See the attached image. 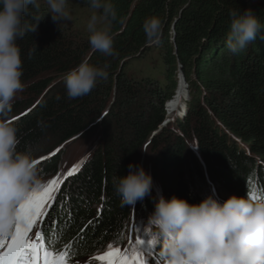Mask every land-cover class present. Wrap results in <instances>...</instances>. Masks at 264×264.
Masks as SVG:
<instances>
[{
    "label": "trees",
    "instance_id": "1",
    "mask_svg": "<svg viewBox=\"0 0 264 264\" xmlns=\"http://www.w3.org/2000/svg\"><path fill=\"white\" fill-rule=\"evenodd\" d=\"M72 1L89 9L86 0ZM112 3L118 15L113 57L93 52L84 29L83 33L68 25L60 29L51 13L33 35L27 33L18 41L25 84L18 94L28 96L15 100L11 113L19 128L18 151L39 148L34 155L40 160L62 150L40 163L43 174L53 175L70 141L97 134L103 142V150L99 147L83 172L63 187L53 211L59 227L50 241L75 260L95 257L109 244L124 245L134 208L121 206L112 178L126 176L128 165L138 164L145 145L153 149L160 191L168 199L175 195L199 203L208 185L244 197L252 190L253 178L264 184V169L254 162L264 163V40L257 39L235 55L226 46L230 10L251 8L264 22V0ZM40 4L39 9L30 8L27 20L34 23V16L46 14L44 0ZM150 18L161 22L154 38L144 28ZM212 26L218 35L199 51L200 40ZM152 54L161 58V78L147 75L143 68L130 69L133 61ZM85 58L93 64L108 63V79L88 95L70 100L62 78ZM180 66L192 89V102L176 132L163 124ZM231 138L248 147L251 158ZM191 141L195 151L187 144ZM217 197L225 200L221 194ZM154 204L155 198L145 197L135 204V212L151 211Z\"/></svg>",
    "mask_w": 264,
    "mask_h": 264
},
{
    "label": "clouds",
    "instance_id": "2",
    "mask_svg": "<svg viewBox=\"0 0 264 264\" xmlns=\"http://www.w3.org/2000/svg\"><path fill=\"white\" fill-rule=\"evenodd\" d=\"M43 17L26 19L30 8L39 9L40 0H0V231L10 232L16 210L32 191L46 181L34 155L39 148L18 151L19 128L11 119L17 94L25 84L21 47L27 33H35L48 13L61 29L73 20L70 0H44ZM90 15L86 23L88 44L93 52L105 57L116 55L113 26L118 21L112 0H86ZM226 46L239 54L257 39L264 40V22L251 8L231 9ZM157 18L145 21V32L154 38L160 31ZM37 46V45H36ZM108 63L93 64L88 58L70 68L63 76L68 99L88 95L109 76ZM114 193L121 206L134 208L153 190V177L140 164L128 165L126 176L112 178ZM145 231L152 246H158L160 264H264V198L250 195L229 196L223 202L215 192L199 203L158 194L147 217Z\"/></svg>",
    "mask_w": 264,
    "mask_h": 264
},
{
    "label": "rangeland",
    "instance_id": "3",
    "mask_svg": "<svg viewBox=\"0 0 264 264\" xmlns=\"http://www.w3.org/2000/svg\"><path fill=\"white\" fill-rule=\"evenodd\" d=\"M70 5L73 9V20L72 22H69L68 27L74 31H78L83 33V29L85 30L84 33H88L86 30V23L88 20V17L90 15V9H85L82 8L80 5H78L76 2L70 0ZM78 29V30H76ZM160 56L157 55H150L148 58L146 59H142V60H137V61H133L132 65L130 66V69H138L141 70L142 68L144 69L145 73L150 76H152L153 78H161L162 77V72L163 70H161L160 68L163 66L161 60H160ZM142 69V70H143ZM177 69V78L175 79V92H174V97L172 98V100L168 101L165 105L166 111H167V117H166V121L164 122L163 126L164 127H169V129H172L173 131H178L180 130V127H178V125L185 119L188 111H189V106L191 104V91L192 89L190 88L189 82L186 80L184 74H183V69L180 67H176ZM183 80V81H182ZM59 82V81H56ZM57 84V83H56ZM54 84H52L53 86ZM181 86V87H180ZM184 89L183 95H184V99L182 100L181 103V107H177L179 108L177 111H174L175 109L171 108V103L173 102L174 98L177 96L178 92ZM27 100L28 96L25 94H18L16 97V100ZM31 107V106H30ZM174 111V112H173ZM208 114L210 115V117L212 118L213 115L210 114V111H208ZM213 121V120H212ZM232 139V138H231ZM231 141H233L235 144L239 145L240 148H245L243 149L246 152V155H250L251 158V154L249 151V148L246 147L245 145H243L242 142H239L238 140H234L232 139ZM188 146L191 145L194 148H191L193 151H195V147L196 144L194 143V141H191V143H187ZM99 147L101 148L100 151L103 150V142H101L100 137L97 134H93L90 137H86V138H77L72 140V143L67 144V146L64 148V152H62L60 155V159H59V171L53 175L51 174H44V178L47 184L49 180L59 177L60 180L62 181V183L60 185H58V191L55 194V199L57 200L58 197L57 195L59 194V192H61V190L63 189V187L68 183L69 180L73 179V176L68 177L67 179H65L66 173L72 169V167L79 163L81 160H83V164L81 165L80 169L78 172H76L74 175L76 174H80L81 172H83L84 167L86 166L87 163H89L91 161V158L94 154V152L99 149ZM247 148V149H246ZM144 152L141 154L138 164L142 165L146 171L150 172L152 177H153V190L152 193L147 196V198L151 199V198H157L158 194H161L160 191V180L158 177V171H157V166H156V158H155V154L153 152V149L149 148L148 146H144ZM47 153V152H46ZM46 153H43L42 155H46ZM41 159V158H39ZM253 160V159H252ZM255 160V159H254ZM256 162V166H262L264 169V163H260V160L258 161L257 159L254 161ZM41 164H38L37 166L39 167ZM40 168V167H39ZM256 178V177H255ZM254 178V179H255ZM213 192H215L216 196L221 194V197H223L225 200L231 196L230 193L222 191V193H220L216 188H214L212 185H208V188L205 190V188H203V192H202V196L205 198L206 196H208L209 194H212ZM51 203V202H50ZM57 203V202H56ZM152 212L151 211H147L145 213H136L135 212V206L134 209L132 210V214H131V220L129 222V229H128V233L130 234V236L128 237L127 240H130V238L134 239L136 236H138L139 234H143L144 236H148V234L145 231V227H146V223H147V217L148 215ZM149 237V236H148ZM150 239V237H149ZM118 248V247H115ZM125 248V247H124Z\"/></svg>",
    "mask_w": 264,
    "mask_h": 264
},
{
    "label": "snow or ice",
    "instance_id": "4",
    "mask_svg": "<svg viewBox=\"0 0 264 264\" xmlns=\"http://www.w3.org/2000/svg\"><path fill=\"white\" fill-rule=\"evenodd\" d=\"M45 159L47 157H42L36 164ZM83 162L81 160L75 164L66 173L65 179L78 172ZM61 183L59 177L53 178L19 202L12 230L0 231V264H69V251L57 249L56 241H50L44 232L38 231L35 233V239L32 237L34 225L45 215L44 209L55 199V194L59 190L58 185ZM129 242L132 244L131 251L121 250L109 244L107 250L96 255L94 259L99 264H146L143 251L145 242L139 238H136L135 242L130 238ZM147 243L152 247L150 241Z\"/></svg>",
    "mask_w": 264,
    "mask_h": 264
},
{
    "label": "water",
    "instance_id": "5",
    "mask_svg": "<svg viewBox=\"0 0 264 264\" xmlns=\"http://www.w3.org/2000/svg\"><path fill=\"white\" fill-rule=\"evenodd\" d=\"M216 35H218V33H217V31L216 30H214V26H212L210 29H209V31L206 33V35L200 40V42H199V45H198V50L199 51H202L203 50V48L205 47V46H207L215 37H216ZM70 142H72V141H70ZM60 151H62V150H59L58 151V153L60 152ZM57 152V151H56ZM56 152H54V153H56ZM53 155V153L51 154V155H49L48 157H47V159L50 157V156H52Z\"/></svg>",
    "mask_w": 264,
    "mask_h": 264
},
{
    "label": "bare ground",
    "instance_id": "6",
    "mask_svg": "<svg viewBox=\"0 0 264 264\" xmlns=\"http://www.w3.org/2000/svg\"><path fill=\"white\" fill-rule=\"evenodd\" d=\"M183 81V80H182ZM181 87V86H180ZM184 92V89H181L177 96L174 98L173 102L171 103V108L172 109H175L174 111H177L180 107H181V103H182V100L184 99V95L183 93ZM180 106V107H179ZM179 107V108H177ZM173 111V112H174ZM77 264H82V262L78 261Z\"/></svg>",
    "mask_w": 264,
    "mask_h": 264
}]
</instances>
